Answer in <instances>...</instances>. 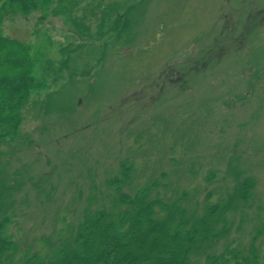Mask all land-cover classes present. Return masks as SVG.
Masks as SVG:
<instances>
[{
	"label": "rangeland",
	"instance_id": "rangeland-1",
	"mask_svg": "<svg viewBox=\"0 0 264 264\" xmlns=\"http://www.w3.org/2000/svg\"><path fill=\"white\" fill-rule=\"evenodd\" d=\"M73 12L20 18L15 33L38 85L0 145L18 247H42L63 214L68 233L90 202L108 207L106 179L124 159L127 191L162 182L152 197L187 192L180 207L195 213L207 193L229 200L227 235L198 245L200 264L208 247L262 240L264 0H76Z\"/></svg>",
	"mask_w": 264,
	"mask_h": 264
},
{
	"label": "trees",
	"instance_id": "trees-1",
	"mask_svg": "<svg viewBox=\"0 0 264 264\" xmlns=\"http://www.w3.org/2000/svg\"><path fill=\"white\" fill-rule=\"evenodd\" d=\"M75 6L76 0H0V145L18 135L20 109L38 87L28 41L15 35L20 24L27 25L20 18L27 21L39 13L36 20L41 23L48 16L74 14ZM133 171V161L121 160L119 170L106 179L108 207H92L90 202L68 233L63 214L59 217L63 225L54 238L44 236L40 248L18 247L12 229L15 216L0 202V264H200L194 258L198 245L208 240L209 246L227 235L229 200L207 193L201 213L188 211L180 207L187 192L172 202L151 196L162 182L138 183L127 191ZM240 186L238 193L245 201L253 182L246 179ZM256 239L245 245L233 238L218 252L208 247L203 264H264V238Z\"/></svg>",
	"mask_w": 264,
	"mask_h": 264
}]
</instances>
